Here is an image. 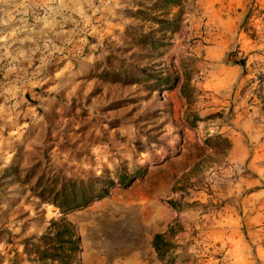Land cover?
I'll list each match as a JSON object with an SVG mask.
<instances>
[{
  "label": "rangeland",
  "instance_id": "obj_1",
  "mask_svg": "<svg viewBox=\"0 0 264 264\" xmlns=\"http://www.w3.org/2000/svg\"><path fill=\"white\" fill-rule=\"evenodd\" d=\"M138 1L151 0H0V264H40L23 239L60 215L22 183L34 165L138 172L64 214L79 264H162L150 239L171 224L180 264H264V60L243 72L228 33L263 29V0H179L156 51L125 31L155 28L126 15ZM137 68L135 82L98 75Z\"/></svg>",
  "mask_w": 264,
  "mask_h": 264
},
{
  "label": "trees",
  "instance_id": "obj_2",
  "mask_svg": "<svg viewBox=\"0 0 264 264\" xmlns=\"http://www.w3.org/2000/svg\"><path fill=\"white\" fill-rule=\"evenodd\" d=\"M179 5V0H151L149 4L141 1L135 3L134 9H127L126 15L139 21H147L155 25L154 29L148 32L140 31L136 26L129 25L125 29L127 33L135 36L137 44L148 47L156 51L157 47L168 42H162L167 38L166 33L175 32L180 23V11L172 12V8ZM229 53V56H232ZM244 68V58L232 60ZM137 76H133L132 71L119 73L101 70L99 77L110 81L135 82L138 77L145 73L144 69L137 68ZM166 77H161L165 81ZM192 87L190 88V91ZM180 88L181 94L189 99L190 91ZM194 119H197L196 117ZM222 146L216 149L226 150L229 142L226 138L221 139ZM217 143V142H216ZM212 146V144L210 145ZM14 174H20L22 169L12 168ZM138 172L132 174L125 170H118L115 178L108 174L88 176L86 178L66 177L60 174H47L44 171L37 172V166H31L25 170L21 176L22 183L28 184L33 178L29 189L42 203H47L58 209L60 213L56 218H50L44 230L38 234L23 239L22 251L27 260L45 264H79V236L76 233L74 224L65 218L64 214L85 206L90 201L106 196L108 190L118 184L126 186ZM180 228L176 224H171L167 230L154 233L150 239V245L156 258L162 264H180L178 255L172 251L173 244L170 240ZM12 264V262H11Z\"/></svg>",
  "mask_w": 264,
  "mask_h": 264
},
{
  "label": "crops",
  "instance_id": "obj_3",
  "mask_svg": "<svg viewBox=\"0 0 264 264\" xmlns=\"http://www.w3.org/2000/svg\"><path fill=\"white\" fill-rule=\"evenodd\" d=\"M256 4V3H255ZM264 7V0L263 3H259L257 7ZM234 27V21H231ZM260 25L253 24L251 30H244L242 26L238 23V28L233 30L232 28L228 31L229 36H235V42L238 43V53L239 56L244 58L245 62L250 61H263L264 60V28L259 29ZM238 30V31H237ZM253 32V35L249 34ZM236 33V34H233ZM228 37V36H227ZM230 40V38H229ZM233 71L239 69L237 64H233L230 67ZM231 85V84H230ZM208 87V86H207Z\"/></svg>",
  "mask_w": 264,
  "mask_h": 264
}]
</instances>
